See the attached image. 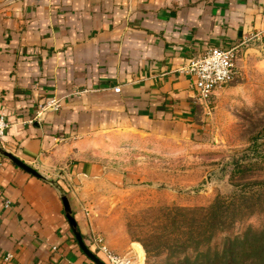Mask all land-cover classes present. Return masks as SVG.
Wrapping results in <instances>:
<instances>
[{
    "label": "crops",
    "instance_id": "0c3cea01",
    "mask_svg": "<svg viewBox=\"0 0 264 264\" xmlns=\"http://www.w3.org/2000/svg\"><path fill=\"white\" fill-rule=\"evenodd\" d=\"M254 45L264 46V0H0V113L9 123L0 146V264H89L62 195L85 235L77 194L92 181L124 185L137 176L91 158L86 139L116 130L172 139L200 104L182 67L208 47ZM52 97L58 110L29 123ZM127 250L141 257L133 243L120 253Z\"/></svg>",
    "mask_w": 264,
    "mask_h": 264
},
{
    "label": "rangeland",
    "instance_id": "374dc122",
    "mask_svg": "<svg viewBox=\"0 0 264 264\" xmlns=\"http://www.w3.org/2000/svg\"><path fill=\"white\" fill-rule=\"evenodd\" d=\"M195 112L172 139L126 130L86 139L91 158L137 176L124 185L92 181L77 194L88 248L100 234L118 254L133 243L142 264H188L186 258L206 264L227 248L238 253L235 264H258L256 247L264 256V46L239 49L231 79ZM216 198V212L202 210Z\"/></svg>",
    "mask_w": 264,
    "mask_h": 264
},
{
    "label": "built area",
    "instance_id": "2783aa9c",
    "mask_svg": "<svg viewBox=\"0 0 264 264\" xmlns=\"http://www.w3.org/2000/svg\"><path fill=\"white\" fill-rule=\"evenodd\" d=\"M238 51V46L208 47L202 53L192 56L188 64L182 67L181 70L192 77L195 98L198 102L202 103L209 100L216 89L231 79L234 74V60ZM114 91L119 92L120 86H114ZM59 107L60 100L52 97L43 104L38 105L33 117L28 122L39 123L48 111L58 110ZM8 127L9 123L4 114L0 113V146ZM4 205L9 206L10 201L5 199ZM92 246L105 264H142L136 255L130 253L118 254L112 251L100 234L92 236ZM11 257L12 254L7 253L4 260H9Z\"/></svg>",
    "mask_w": 264,
    "mask_h": 264
},
{
    "label": "trees",
    "instance_id": "16d2710c",
    "mask_svg": "<svg viewBox=\"0 0 264 264\" xmlns=\"http://www.w3.org/2000/svg\"><path fill=\"white\" fill-rule=\"evenodd\" d=\"M255 148H256V142L253 141L251 143V145H250V149H252V151H253V149L255 150ZM245 156H246V154H244L243 156H241V158L235 160V162H233V165L239 164V162L241 160H244L245 159ZM243 157H244V159H243ZM218 205H219V198H216L214 200V202L208 208H204L202 210H207V211H210V212L214 213V212L217 211ZM252 234H253L254 237H256L255 238V242H260V240H261L260 237H259L260 234L258 232H253ZM81 236H82V238L84 237L83 235H81ZM245 238H247V237H244V239ZM89 249L97 257H99L101 259L100 255L95 250H93V248L90 247ZM254 251H256V253L258 254V257H259L258 264H264V256L262 255L263 254V249L260 248V247H256V250H254ZM237 254L238 253L236 251H234V250H232L230 248L224 249V250H222L220 252L219 251H215L212 254V256L209 257V259H207L206 264H235V262H236L235 261L236 260L235 258L237 257ZM88 260H89V258H88ZM89 261H91V260H89ZM184 262L185 263H188V264L191 263V262H189L188 258H186L184 260ZM91 263H93V262L91 261Z\"/></svg>",
    "mask_w": 264,
    "mask_h": 264
},
{
    "label": "water",
    "instance_id": "95a60500",
    "mask_svg": "<svg viewBox=\"0 0 264 264\" xmlns=\"http://www.w3.org/2000/svg\"><path fill=\"white\" fill-rule=\"evenodd\" d=\"M5 155L7 157H9L16 165H18L19 167H21L22 169H24L25 171L36 175V176H40V174L31 166L25 164L24 162H22L21 160H19L17 157H15L14 155H12L9 152H5ZM62 201H63V205L66 211V217L70 223V225L72 226L73 232H74V236L77 240V243L80 247V249L82 250V252L95 264H105L99 257H97L89 248L88 246L84 243V240L80 234V232L77 230L76 228V222L74 220V218L72 217L71 213H70V207H69V203L67 200V197L65 195H62L61 197Z\"/></svg>",
    "mask_w": 264,
    "mask_h": 264
}]
</instances>
